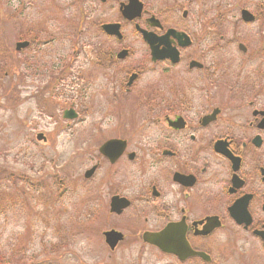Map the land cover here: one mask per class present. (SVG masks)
I'll use <instances>...</instances> for the list:
<instances>
[{"label":"flooded vegetation","instance_id":"flooded-vegetation-1","mask_svg":"<svg viewBox=\"0 0 264 264\" xmlns=\"http://www.w3.org/2000/svg\"><path fill=\"white\" fill-rule=\"evenodd\" d=\"M37 4L76 8L67 35L83 37L84 69L72 76V53L50 87L54 101L69 77L70 94L81 87L61 132L70 185L82 187L70 224L89 253L101 264H264V65L248 64L246 44L226 56L232 43L201 0ZM45 32L39 58L55 42Z\"/></svg>","mask_w":264,"mask_h":264},{"label":"rangeland","instance_id":"rangeland-1","mask_svg":"<svg viewBox=\"0 0 264 264\" xmlns=\"http://www.w3.org/2000/svg\"><path fill=\"white\" fill-rule=\"evenodd\" d=\"M64 5L0 0V57L10 73L0 91V264H101L89 253L79 228L70 224L82 209V187L76 183L72 188L69 182V149L61 132L68 123L62 111L82 105L77 103L82 102L77 94L81 87L70 94L69 77L62 87L66 94L55 101L50 87L55 76L66 72L61 65L69 64L72 53V76L84 69L83 37L74 29L73 36L67 35L70 24H76L77 9ZM242 9L261 20L239 26ZM201 16L219 23L218 35H228L232 45L226 47V56L241 57L235 46L244 42L248 59L255 60L248 64L264 65V56H251L264 49V0H201ZM37 27L55 39L51 56L37 57ZM35 38L28 48L15 51L16 43ZM97 94V88L90 89L91 97ZM37 132L47 136L49 146L37 143ZM80 166L75 165L76 178ZM54 246L63 248L57 251Z\"/></svg>","mask_w":264,"mask_h":264},{"label":"trees","instance_id":"trees-1","mask_svg":"<svg viewBox=\"0 0 264 264\" xmlns=\"http://www.w3.org/2000/svg\"><path fill=\"white\" fill-rule=\"evenodd\" d=\"M36 41V38L34 40H32V43H35ZM6 61L4 60V58L0 57V91L3 90V86H2V83H4L3 81H5V76H9L10 73L6 72L5 71V68H6ZM29 68V67H27ZM57 251L61 250L63 247L62 246H54Z\"/></svg>","mask_w":264,"mask_h":264},{"label":"water","instance_id":"water-1","mask_svg":"<svg viewBox=\"0 0 264 264\" xmlns=\"http://www.w3.org/2000/svg\"><path fill=\"white\" fill-rule=\"evenodd\" d=\"M242 17L245 21H251L252 20V16L249 15L247 12L243 11L242 12ZM28 45V43L23 42V43H18L16 44V50L19 51L20 49L25 48ZM66 118V115H65Z\"/></svg>","mask_w":264,"mask_h":264}]
</instances>
